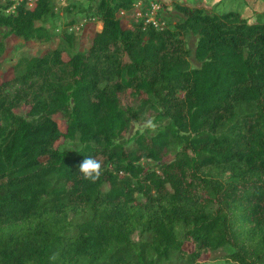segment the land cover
Listing matches in <instances>:
<instances>
[{
  "label": "trees",
  "instance_id": "1",
  "mask_svg": "<svg viewBox=\"0 0 264 264\" xmlns=\"http://www.w3.org/2000/svg\"><path fill=\"white\" fill-rule=\"evenodd\" d=\"M86 1L80 16L103 22L87 50L22 55L0 83V264H206L223 246L208 264H264V17L180 4L176 29L128 26L120 12L140 0ZM58 2L0 0V68L10 35L55 36ZM61 33L74 44L75 30ZM128 89L164 121L132 149L119 140ZM99 154L112 168L84 180L78 165Z\"/></svg>",
  "mask_w": 264,
  "mask_h": 264
},
{
  "label": "rangeland",
  "instance_id": "2",
  "mask_svg": "<svg viewBox=\"0 0 264 264\" xmlns=\"http://www.w3.org/2000/svg\"><path fill=\"white\" fill-rule=\"evenodd\" d=\"M9 0H7L8 2ZM218 0H191L186 3H182L181 0H140L137 2L132 9L124 10L120 12L123 16V21L125 25L133 26L134 22H137L141 18H146L147 21L153 16L164 28L176 29L177 23L182 18L181 10L178 5H189L192 7H200L208 12H215L217 9H238L242 14L247 17V19H252L255 16L264 17V0H244L239 2L237 0H221L216 5ZM6 3V0H3ZM88 2L86 0H59L58 7L55 8L57 16L59 19L57 22L50 18L47 22L53 28L55 36L46 41H41L35 38L26 39L22 36L15 34L10 35L6 39L7 47L3 54V61L0 68V83L3 80L11 79L15 75V65L18 64L19 59L22 55H32V54H42L48 48L56 47L57 45H63L68 49L65 52V57H69V53L74 50H87L93 40L95 33L102 28L103 22L96 16H80V12L88 7ZM67 28L69 31H76V38L73 45L65 43V40L61 39L62 29ZM197 35L192 32L184 33V40L189 49V61L192 66L198 64V61L194 55ZM122 104L126 108H132L129 110L130 126L126 131H124L119 140L125 145L126 148L132 149L136 148L137 142L136 137L140 132L146 135H150L155 132L156 128L160 124L164 123L163 120L158 118V112L160 110L159 105H151L149 102H142V97L132 92V90H124L120 92ZM144 100V97H143ZM156 106H159L158 109ZM18 112L26 113L28 110V104H22L16 108ZM132 110H136V115L133 114ZM132 111V112H131ZM60 125L63 129L66 127L65 118L61 114H57ZM152 120L153 127L145 128L144 123L146 120ZM63 142V139L60 141ZM77 140H66V146L77 147ZM182 146L179 143H172L171 147L168 149L165 159H172ZM107 156L99 154L96 157L101 164L102 169L112 168L113 164L107 159ZM140 162H142L147 167L157 168V161L149 157H143ZM134 238H139L138 231L133 234ZM230 251L227 246L220 247L214 250L210 254H204L202 259L206 264L214 260L222 259L226 253Z\"/></svg>",
  "mask_w": 264,
  "mask_h": 264
},
{
  "label": "clouds",
  "instance_id": "3",
  "mask_svg": "<svg viewBox=\"0 0 264 264\" xmlns=\"http://www.w3.org/2000/svg\"><path fill=\"white\" fill-rule=\"evenodd\" d=\"M145 128H152L153 122L148 119L144 123ZM78 172L84 180L95 182L102 174V164L94 157H85L78 165Z\"/></svg>",
  "mask_w": 264,
  "mask_h": 264
},
{
  "label": "built area",
  "instance_id": "4",
  "mask_svg": "<svg viewBox=\"0 0 264 264\" xmlns=\"http://www.w3.org/2000/svg\"><path fill=\"white\" fill-rule=\"evenodd\" d=\"M24 1L25 0H10V2H12V5L7 10L8 11H10V10L14 11L16 9V7ZM35 2H36V0H26V3L29 6H33L35 4ZM122 11H124V10H122ZM149 19L150 20H148V21H153L154 24H156L157 26H162V24H160V22H158L153 16H151Z\"/></svg>",
  "mask_w": 264,
  "mask_h": 264
}]
</instances>
